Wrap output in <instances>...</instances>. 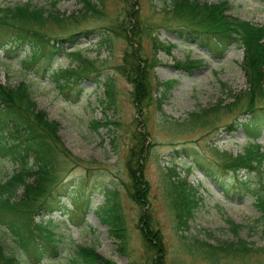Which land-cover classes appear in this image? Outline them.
<instances>
[{
    "label": "rangeland",
    "instance_id": "obj_1",
    "mask_svg": "<svg viewBox=\"0 0 264 264\" xmlns=\"http://www.w3.org/2000/svg\"><path fill=\"white\" fill-rule=\"evenodd\" d=\"M52 1L56 2L55 9L62 18L59 24L63 26L47 23L44 30L49 40L62 37L64 41L50 63L51 68L75 67L70 52L79 50L82 56L94 61L97 72L92 79H82L78 86L63 90L46 77L44 60L23 62L31 53L29 46L20 52L0 50V83L11 87L25 85L35 105L57 123L60 145L69 155L60 157L57 180L70 184L68 194L62 197L61 212L34 217L36 222L47 223L55 234L57 254L29 260L26 250L0 223V245L5 252H14L23 260L27 257L24 264H73L70 258L74 249L82 245L115 264H151L152 254L143 245L138 222L141 212L148 209L154 229L160 234L165 264H264L263 224L251 193L241 183L245 181L248 188H254L258 175L243 169L235 174L224 171L218 156L219 151L241 153L252 142L259 151L264 150V128L246 134L241 126L229 132L224 127L242 119L238 112L244 101L225 106L231 101L228 89L238 94L245 88L241 49L231 45L214 57L205 48L178 37L169 30L177 22L172 21L170 13L165 19L161 11L169 6L168 0H90L97 4L98 15L82 17L78 16L82 13L80 0H0V6L29 3L51 10ZM197 1H223L228 6L225 15L264 26V0ZM127 10L132 11L128 17ZM67 17L71 18L68 22ZM132 17L149 26L147 33L157 40L154 43L144 34L145 30L140 33L139 56L153 66L147 74L149 102L138 110L129 98L131 85L116 69L124 63L129 43L112 31L117 23L133 22ZM84 29L91 32L85 36L81 33ZM73 31L77 32L74 45L67 40ZM101 38L104 44L100 43ZM190 61L196 63L189 69L182 68V63ZM106 76L112 79L110 99L102 83ZM213 110H218V114ZM197 114L206 116L203 124L191 121ZM133 130L142 138V176L148 185L143 201L147 206L141 208L130 198L125 165ZM197 163L211 168L213 177L204 174ZM13 167L9 160L0 157V180L9 177ZM170 175L185 178L196 189V205L183 225L176 221L170 206ZM106 198L122 220L124 245L120 249L118 240L108 235L107 227L98 221L96 210ZM230 222L239 225L235 234L229 228ZM236 239L246 242L250 250L245 254H221L215 261L207 260L203 256L206 253L193 242L213 247Z\"/></svg>",
    "mask_w": 264,
    "mask_h": 264
},
{
    "label": "trees",
    "instance_id": "obj_2",
    "mask_svg": "<svg viewBox=\"0 0 264 264\" xmlns=\"http://www.w3.org/2000/svg\"><path fill=\"white\" fill-rule=\"evenodd\" d=\"M80 1L79 11L82 13L78 16L98 15L97 4L90 3V0ZM98 1L101 3V0ZM168 1L169 6L162 8L161 11L165 14V19L170 13L172 21L177 22L169 30L175 32L178 37L205 48L214 57H219L231 45L241 49L240 68L245 78V88L238 94H233L232 90L228 89L227 94L231 101L225 106H234L236 102L244 101L238 112L242 115V119L240 121L235 119L224 127L227 132L235 130L236 126H241L246 134L258 133L264 128V26L225 15L224 11L228 6L223 1L210 4L199 3L197 0ZM51 5V10L34 7L29 3L0 6V50L17 49L16 51L20 52L25 46H29L31 53L23 62L35 63L44 60L42 67L46 69V77L57 87L69 90L78 86L82 79H92L97 67L93 60L85 58L79 50H75L70 52L72 60L76 63L75 67L68 66L61 70L51 68L50 63L60 52V46L64 41L62 37L49 40L50 36L44 30L47 23L63 26L59 24L62 18L60 12L55 9L56 2L52 1ZM128 12L127 10V17L132 11ZM66 19L68 22L71 18ZM132 21L117 23L115 30L112 31L129 43L128 50L126 49L123 55L124 63L117 65L116 69L131 85L129 98L138 110L149 102L150 83L147 74L153 66L139 56L140 33L145 30L144 34L149 35L154 43L157 40L154 35L147 33L149 26L137 23L133 17ZM82 31L85 36L91 32L89 29ZM76 33L73 31L67 37L73 45ZM100 43L104 44V38L100 39ZM193 63L196 61L184 62L181 66L189 69ZM103 80L104 90L110 99L112 79L106 76ZM80 90L77 88L78 93ZM215 107L217 109L219 103ZM212 112L218 114V110ZM202 115H195L191 121L196 124L206 121L204 118L206 116ZM132 132V144L127 152L125 165L129 188H131L130 198L141 208L147 206L143 201L148 189L147 182L142 176L143 142L139 132L135 130ZM186 150L182 149L183 152ZM218 154L224 171L235 174L243 169L247 173L255 172L258 175L254 188H248L245 181L241 183H243L242 188L253 197V204L259 212L264 234V150L259 151L258 145L252 142L241 153L232 155L219 151ZM63 156L69 155L60 145L57 123L49 120L45 112L35 105L28 88L22 83L15 87L0 83V157L9 160L14 166L12 174L5 180H0V223L6 225L15 237L16 243L26 250L29 260L32 258L40 260L44 256H54L58 252L55 234L46 226L47 223L36 222L34 217L51 215L64 207L62 197L68 194L70 184L59 183L60 181L57 180L61 165L60 157ZM196 166L204 174L213 177L211 168H204L199 163ZM173 176L170 175L167 179V194L176 221L183 225L196 205V200L194 201L193 198L196 189L186 182L185 178ZM107 193L113 195L110 190H107ZM96 213L98 221L107 227L108 235L118 240L117 249L122 248L124 245L122 220L117 208L109 202V198L98 207ZM138 222L143 245L152 254L151 264H165L161 256L163 248L160 244V234L154 229L148 209L141 212ZM229 228L235 234L239 225L230 222ZM193 242L203 254L206 253L203 256L209 261H215L221 254L236 252L245 254L250 250L248 244L239 239L226 240L213 247L206 246L201 241L193 240ZM28 258L23 260V257L14 252L7 253L0 245V264H24ZM70 261L73 264H115L91 247L82 245L76 246Z\"/></svg>",
    "mask_w": 264,
    "mask_h": 264
}]
</instances>
